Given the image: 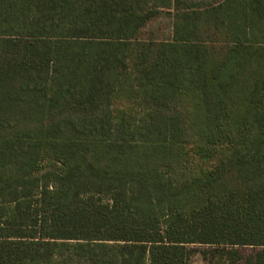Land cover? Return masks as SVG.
I'll return each mask as SVG.
<instances>
[{
    "label": "trees",
    "instance_id": "16d2710c",
    "mask_svg": "<svg viewBox=\"0 0 264 264\" xmlns=\"http://www.w3.org/2000/svg\"><path fill=\"white\" fill-rule=\"evenodd\" d=\"M197 244L264 264V0H0V264Z\"/></svg>",
    "mask_w": 264,
    "mask_h": 264
},
{
    "label": "rangeland",
    "instance_id": "374dc122",
    "mask_svg": "<svg viewBox=\"0 0 264 264\" xmlns=\"http://www.w3.org/2000/svg\"><path fill=\"white\" fill-rule=\"evenodd\" d=\"M172 17L170 11L163 10L162 13L149 22L148 26L142 32V37H152L154 39L167 38L170 35ZM191 247H195L196 252H194L189 258V264H212L210 256L206 257L203 253L204 249L211 248V246L197 244L192 245ZM252 249L253 248L251 247H244L241 248V251L249 253Z\"/></svg>",
    "mask_w": 264,
    "mask_h": 264
}]
</instances>
